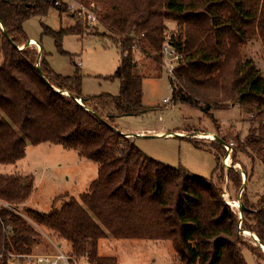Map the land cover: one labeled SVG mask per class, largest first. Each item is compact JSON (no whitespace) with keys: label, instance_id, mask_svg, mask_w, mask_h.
Masks as SVG:
<instances>
[{"label":"trees","instance_id":"16d2710c","mask_svg":"<svg viewBox=\"0 0 264 264\" xmlns=\"http://www.w3.org/2000/svg\"><path fill=\"white\" fill-rule=\"evenodd\" d=\"M56 1L0 0V165L24 159L27 143H50L97 163L98 178L79 199L65 195L67 201L48 213L28 208L25 218L14 208L30 199L35 178L0 174V199L14 207L0 209V264H9L13 255L33 254L41 237L33 224L68 241L72 258L97 264H118L99 255V242L109 235L171 241L181 264H248L245 250L264 264L261 247L244 239L235 210L222 198L216 176L224 178L226 170L220 156L210 178L197 177L146 157L115 126L119 117L147 111L137 55L162 70L167 43L183 55L169 77L173 100L205 111L239 105L259 120L252 122L242 153L255 154L264 165V75L241 50L255 39L264 44V0H81L96 4L99 25L122 52L111 76L120 80L119 95L96 97L83 95L78 71L62 76L52 69L41 40L40 52L27 45L26 21L52 9L71 14L65 1L59 6ZM77 22L59 31L44 26L63 54V37L81 35ZM167 22L176 29L169 32ZM212 144L224 149L218 141ZM233 161L238 163L235 153ZM226 172L239 191L242 171ZM245 190L241 226L264 244V204L252 208L243 200Z\"/></svg>","mask_w":264,"mask_h":264},{"label":"rangeland","instance_id":"374dc122","mask_svg":"<svg viewBox=\"0 0 264 264\" xmlns=\"http://www.w3.org/2000/svg\"><path fill=\"white\" fill-rule=\"evenodd\" d=\"M71 14L60 16L56 9H52L46 16L32 17L26 21L25 32L32 41H42L48 62L56 73L72 76L78 71L82 75L84 96L96 97L103 94L118 96L120 80L111 79L122 61V52L116 44V38L101 25L89 24L77 14L74 16ZM78 20L82 22L81 35L68 34L63 37L62 49L67 53L63 54L59 51L55 39L45 35L44 26L59 31L61 28L77 26ZM167 26L169 32L176 29L174 22H167ZM241 50L244 59L253 60L264 75L262 40L255 39L244 45ZM137 59L141 68L140 75L143 76V106L147 111L139 115L117 118L115 126L118 130L124 135L131 134L132 142L146 157L175 169L183 168L197 177L210 178L216 168L217 158L220 156L226 171L231 167L242 171V186L246 173L250 175L249 181L245 184L246 197L243 200L248 201L252 208L264 204V165L260 164L255 154L249 156L242 153V143L252 127V122L258 123L259 120L245 114L239 105L231 106L229 109L205 111L190 104L175 102L169 74L163 62L162 70H155L151 67L149 59L142 54L137 55ZM1 64L2 56H0ZM142 131L145 133L142 136L137 134ZM162 131L173 133L169 137L154 134ZM203 134L212 138L201 137ZM126 137L130 136L126 135ZM217 137L224 141L225 145L222 144L224 149L212 144L213 138L216 141ZM190 138L197 139L199 142ZM27 144L24 159L13 165H0L1 175L17 174L35 178L36 190L32 199L19 205L17 209L13 207L22 217L26 218L25 211L28 208L48 213L54 205L60 208L68 197L79 199L81 195L89 191L92 182L98 178V164L87 159L80 161L78 152L75 150H67L50 143L38 146ZM234 153L238 163L233 161ZM229 159L230 165L227 166ZM226 171L223 174L224 178L221 175L216 176V183L222 188V198L235 210L239 226L242 228L243 212L240 221L238 209L234 208L229 201L239 202L238 193L243 191L241 188L238 191L233 186ZM59 196H61L60 199L54 204ZM241 200L240 198V202ZM33 225L41 234L39 253L56 254L55 244L61 252H68L65 248V245L66 247L71 245L68 241L59 239L43 227ZM242 229L245 230L244 233L242 232L244 239L249 240L251 245L259 247L255 239L249 235L250 232ZM262 248L261 252L264 253ZM99 254L103 257H115L118 264L181 263L172 242L168 240L115 239L109 235L100 240ZM244 255L248 264H257L249 250H245ZM17 259L25 258L9 257V262L18 261ZM26 264L32 263L26 262ZM33 264H37L36 261Z\"/></svg>","mask_w":264,"mask_h":264},{"label":"built area","instance_id":"2783aa9c","mask_svg":"<svg viewBox=\"0 0 264 264\" xmlns=\"http://www.w3.org/2000/svg\"><path fill=\"white\" fill-rule=\"evenodd\" d=\"M65 0H57L56 5H62ZM81 0H71L65 1L67 4L68 12L78 15L82 17L84 20H87L89 24L97 25L99 24L98 16H97V6L94 3L86 5L80 2ZM72 2V3H69ZM183 59V55L179 53V51L170 46L169 44H165L162 49V62L165 70L169 74V77L174 76V70L178 67L180 62ZM80 101V100H79ZM168 102V100H165ZM214 135V134H213ZM215 139V138H213ZM9 208L13 210V206L8 202L0 199V209ZM13 258H31V255H13ZM38 264H97L96 262L91 261L88 257H82L80 259L72 258L69 255L64 254L61 251H58L56 254L52 255H42L36 257ZM181 264V263H180Z\"/></svg>","mask_w":264,"mask_h":264},{"label":"crops","instance_id":"0c3cea01","mask_svg":"<svg viewBox=\"0 0 264 264\" xmlns=\"http://www.w3.org/2000/svg\"><path fill=\"white\" fill-rule=\"evenodd\" d=\"M31 39V38H30ZM81 64V63H80ZM167 133V135L166 136H172V133L173 132H169V131H162V132H155L154 134H158V135H163V134H166ZM137 134L138 135H140V136H142L143 134H145L144 133V131H142V132H137ZM169 134V135H168ZM171 134V135H170ZM126 135H128V136H130V137H132L131 136V134H126ZM79 156V155H78ZM80 158V157H79ZM81 159L82 158H80V161H81ZM35 190H36V184H35ZM35 190H34V192H35ZM33 195H34V193L32 194V196L30 197V199L28 200V201H30L31 199H32V197H33ZM59 239H61V238H59ZM68 245V244H67ZM55 247L57 248V252L58 251H61L59 248H58V246L55 244ZM68 247V248H67ZM66 247V245H65V248H66V251H68V252H66V253H64V254H66V255H69V256H71L70 254H71V245L70 246H67ZM39 248H40V245H38L35 249H34V252H33V254L31 255V258H25L24 260H18V261H15V260H13V261H11V262H9V264H26V262H28V263H32L33 264V262H35L36 261V263L38 264V262H37V260H36V257H38V256H42V255H49V254H41V253H39ZM56 252V253H57ZM52 255V254H51ZM100 255V254H99ZM101 256V255H100ZM101 257H103V256H101ZM112 258H115V257H112Z\"/></svg>","mask_w":264,"mask_h":264},{"label":"water","instance_id":"95a60500","mask_svg":"<svg viewBox=\"0 0 264 264\" xmlns=\"http://www.w3.org/2000/svg\"><path fill=\"white\" fill-rule=\"evenodd\" d=\"M3 29V28H2ZM27 45H29V41H28V44ZM42 50V47H40L39 48V52ZM78 102H79V100H78ZM79 103H81V101L79 102ZM175 136H180V135H175ZM215 140V139H214ZM216 141H218V142H220L221 144H223V145H225V143H224V141L222 140V139H220V138H216ZM246 181H247V176L245 175V177H244V182H243V186H242V188H241V191H243L244 190V187H245V184H246ZM240 198H241V193L239 194V204L241 205V212H239V218H240V221L242 220V212L245 210V206L243 205V203L242 202H240ZM240 229H241V231L243 232V229L240 227ZM249 235L250 236H252L254 239H255V241L260 245V247L262 248V250L264 249V244L262 243V242H260V240L257 238V236H254L253 235V233H249Z\"/></svg>","mask_w":264,"mask_h":264},{"label":"bare ground","instance_id":"6f19581e","mask_svg":"<svg viewBox=\"0 0 264 264\" xmlns=\"http://www.w3.org/2000/svg\"><path fill=\"white\" fill-rule=\"evenodd\" d=\"M29 44L30 45H32V46H35L36 48H40L41 46H40V44H38L37 42H35V41H32V40H30L29 41ZM80 102V101H79ZM164 136H166L167 135V133L166 134H163ZM169 135V134H168ZM171 135V134H170ZM201 137H204V138H212V136H209V135H206V134H203V135H201ZM214 137V136H213ZM229 156V155H228ZM229 158H230V156H229ZM225 163H226V161H225ZM230 165V159H229V161L227 162V166H229ZM229 203H231V205H233V207L234 208H236V209H238V211L239 212H241V205L239 204V202L238 201H233V202H231V201H229ZM245 231H243V233H244ZM246 234V233H245ZM254 235V234H253ZM255 236V235H254Z\"/></svg>","mask_w":264,"mask_h":264}]
</instances>
